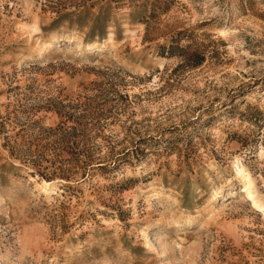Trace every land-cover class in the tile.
Masks as SVG:
<instances>
[{
	"label": "rangeland",
	"instance_id": "374dc122",
	"mask_svg": "<svg viewBox=\"0 0 264 264\" xmlns=\"http://www.w3.org/2000/svg\"><path fill=\"white\" fill-rule=\"evenodd\" d=\"M239 170L264 0H0V264H264Z\"/></svg>",
	"mask_w": 264,
	"mask_h": 264
},
{
	"label": "bare ground",
	"instance_id": "6f19581e",
	"mask_svg": "<svg viewBox=\"0 0 264 264\" xmlns=\"http://www.w3.org/2000/svg\"><path fill=\"white\" fill-rule=\"evenodd\" d=\"M83 47H84V50L91 49L92 51L94 50L96 52L102 50L100 47H92V46H90L88 44L84 45ZM239 173L241 175L240 176L241 177V180L244 183V186L246 187V190H247L246 191V194H245V199L249 202V205H251V207L257 209V211L259 212V214H261L262 216H264V202L260 201L259 198H257V196L254 195L251 192V189H252L251 188V179H250L249 175L245 174L243 170H239ZM168 224H169V226L167 225L168 226V229H170V228L172 229V227L176 225V222L171 220V222H169ZM180 238H182V237L179 236V239Z\"/></svg>",
	"mask_w": 264,
	"mask_h": 264
}]
</instances>
